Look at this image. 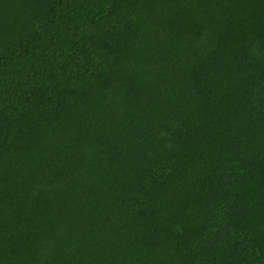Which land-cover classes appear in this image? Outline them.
Masks as SVG:
<instances>
[{"label":"trees","instance_id":"1","mask_svg":"<svg viewBox=\"0 0 264 264\" xmlns=\"http://www.w3.org/2000/svg\"><path fill=\"white\" fill-rule=\"evenodd\" d=\"M0 264H264V0H0Z\"/></svg>","mask_w":264,"mask_h":264}]
</instances>
